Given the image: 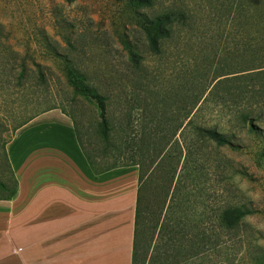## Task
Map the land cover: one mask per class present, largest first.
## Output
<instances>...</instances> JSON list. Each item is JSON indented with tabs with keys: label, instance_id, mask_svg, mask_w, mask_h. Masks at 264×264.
<instances>
[{
	"label": "rangeland",
	"instance_id": "obj_1",
	"mask_svg": "<svg viewBox=\"0 0 264 264\" xmlns=\"http://www.w3.org/2000/svg\"><path fill=\"white\" fill-rule=\"evenodd\" d=\"M170 9L188 12L190 27L176 31L155 54L141 15ZM235 11L229 0H154L152 8L142 9L130 0H0V182L7 183L0 197L15 187L7 148L25 195L30 190L22 179L29 165L25 156L37 147L42 133L63 130L59 115L53 116L57 124L46 120L17 128L42 114L64 112L75 120L89 155L103 166L151 158L148 173L160 169L152 176L154 200L158 209L165 199L160 216L169 220V236L179 232L176 222L189 234L203 230L211 236L198 258L180 264H264V106L250 109L247 122L237 118L243 107L232 95L239 85L248 89L252 83L238 85L227 79L249 76L263 63L252 64L245 52L246 35L237 36ZM124 40L137 49L136 61ZM80 76L85 83L77 79ZM88 85L107 97L108 119L118 127L121 154L100 135L97 102ZM190 109L197 124L217 128L232 145L198 139L187 127ZM127 169L116 178L122 183L111 187V193L125 192L134 184L139 166ZM241 206L252 214L235 232H223L222 211ZM112 259L110 255L105 263Z\"/></svg>",
	"mask_w": 264,
	"mask_h": 264
},
{
	"label": "crops",
	"instance_id": "obj_2",
	"mask_svg": "<svg viewBox=\"0 0 264 264\" xmlns=\"http://www.w3.org/2000/svg\"><path fill=\"white\" fill-rule=\"evenodd\" d=\"M54 115H59L63 130L42 133L37 147L25 156L29 165L22 179L33 193L23 195L16 162L7 148L18 191L12 200H0V249L5 248L0 264H106L110 255L111 264H132L139 174L136 171L129 190L111 193V187L122 183L116 178L129 169L96 176L73 121L61 112L42 114L22 129L46 120L57 124ZM96 238L100 239L94 247Z\"/></svg>",
	"mask_w": 264,
	"mask_h": 264
},
{
	"label": "trees",
	"instance_id": "obj_3",
	"mask_svg": "<svg viewBox=\"0 0 264 264\" xmlns=\"http://www.w3.org/2000/svg\"><path fill=\"white\" fill-rule=\"evenodd\" d=\"M229 1H234L236 5L235 20L240 26L237 36H241L240 34L246 35L244 37L241 36L245 42L244 44L247 45L245 52L250 53L249 55L251 56L250 60L253 62L252 64H255L259 61L263 63L261 67L250 70L253 72L250 74L252 76H236L233 78H227L233 79L231 81H235V83L238 85H244L248 82L252 83V87H248V89L247 86L249 85H239L237 89L238 91L232 95L235 97L237 105L243 107L237 112V118H241L242 121L247 122L249 118L248 111L250 109H261V107L264 106V93H262L264 91V84H260L258 82L264 81V0ZM130 3L132 6L140 9L152 8L154 6V0H130ZM249 5L255 6V8L252 10L246 9V7ZM141 18L142 23L144 22L143 29L150 49L155 54H160L163 43L166 40L172 39L176 34V31L182 32L183 30H186L188 27H190L188 24L192 19V16L185 11L170 9L160 14H156L155 16L142 14ZM241 31H245V33H240ZM123 43L125 50L131 57L132 61H136V58L139 54L135 46L129 40H124ZM41 78H44V76L42 75ZM77 79L82 83L86 82L83 76L77 77ZM220 83H223L222 80L219 81V84ZM87 89L93 99L97 102L98 113L101 119L100 135L104 141H106V143L108 142L107 144L109 147L111 146L110 143H113L114 146L112 144V149L114 148L116 151H118L119 148L116 142V133H118V127L113 125L108 119V110L106 106L107 97L89 85ZM193 111L194 109H190L187 115V127L193 131L198 139L201 140L207 138L220 146L232 145L231 140L222 134L217 128H208L197 124L192 116ZM34 119L35 118L29 119L20 125L17 130L26 126ZM72 121L81 150L83 151L93 173L96 176L103 175L118 168L139 166V189L132 264H180L183 259L190 257L198 258L202 253L201 250L203 247L210 243L211 236L206 235L203 230H198L193 234H189L188 232L184 231L185 228H183L178 222H176L175 225L179 229V232L174 238L169 236V220H161L160 216V214L165 209V199L164 201H159L158 209L156 208L157 201L155 202L154 200L155 187L152 176H154L160 169L157 170L155 168V170H152L149 173L148 170H146L147 164L151 158H145L141 163H114L103 166L102 162L99 160L97 161V159L95 160L89 155L78 130V126L74 119ZM251 128L255 129L253 126ZM149 144H151V142H149ZM143 146L144 155L146 156V152L148 151L145 150V144H143ZM106 150L107 148L103 152L104 156H106V153L109 152ZM118 152L120 153V150ZM164 158L165 155L162 156V159ZM6 159L10 167V174L15 187L12 191H8L9 193L6 196L0 197V200H12L18 191V182L13 176L7 153ZM102 159L105 160L106 157ZM161 169L162 171H165V168L162 167V165ZM165 172L169 175L171 174L170 172ZM172 180L173 178L170 181V185H172ZM0 188L7 189V183L0 182ZM160 188L162 189L163 185H160ZM161 195L164 197L166 195V191L161 192ZM251 214L252 212L244 206L228 207L222 211V214L219 218L220 229L226 233H233L240 227L243 220ZM172 243L175 244L172 245ZM174 251L176 252L175 254H173ZM258 264H262V260L258 261Z\"/></svg>",
	"mask_w": 264,
	"mask_h": 264
}]
</instances>
